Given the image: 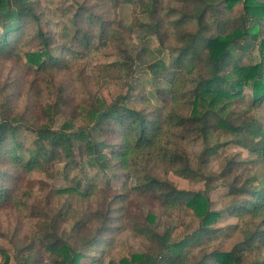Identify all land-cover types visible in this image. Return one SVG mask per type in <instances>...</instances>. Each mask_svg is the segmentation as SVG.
<instances>
[{
	"label": "rangeland",
	"instance_id": "374dc122",
	"mask_svg": "<svg viewBox=\"0 0 264 264\" xmlns=\"http://www.w3.org/2000/svg\"><path fill=\"white\" fill-rule=\"evenodd\" d=\"M124 1L30 0L38 22L33 18L22 22L20 30L10 37L20 39V51L0 56V120L6 118L19 127L14 138L16 157L27 161L28 153L37 148L36 129L58 130L66 120L73 122L76 132L91 130L99 140L96 126L92 127L95 124L86 114L99 100L109 104L119 95H127L124 105L147 115L169 108V82L163 76L169 80L170 71L154 76L148 67L157 62L168 65L181 45L176 32L194 31L193 23L179 28L175 21L183 13L194 14L195 5L184 0H157L155 6L152 0ZM241 12L240 3L218 18L232 22ZM205 22L210 25L207 35L230 30V24L222 26L208 12ZM261 26L264 34V22ZM37 27L49 37L48 51L59 60L47 70L34 69L25 61L26 52L41 48L40 39L35 38ZM256 43L235 50L232 59L240 65L255 64ZM129 54L134 61L131 77L111 67L104 70ZM249 94L250 90L244 89V96L228 106L230 116L237 120L252 116L264 123V107H251ZM54 105L57 108L50 111ZM210 135L212 144L229 139L219 132ZM102 139L109 141L111 136L103 135ZM174 142H180L193 169L217 176L206 194L210 210L220 213L211 233L183 251L181 264H215L211 256L214 252H231L235 245L245 242L246 232L257 226L256 220L242 221L231 215L228 205L232 200L225 186L245 182L253 168L261 173L262 167L234 144L219 148L201 164V138L190 134L185 141ZM75 143L71 159L63 154L48 155L42 168L32 171L0 160V190L6 191V197L0 200V264L6 259L7 264H53L42 244L52 233L82 256L79 264H122L123 259L130 260L135 254L163 264L166 251L161 240L178 242L200 227L190 210L168 207L145 185L149 175L167 180L179 190L202 192L203 180L179 177L156 157L135 162L131 173L111 160L105 169L100 162L90 166L79 141ZM102 151L109 153L108 149ZM90 239L93 242L87 244ZM243 246L246 248L239 253L240 264H255L264 258L261 246Z\"/></svg>",
	"mask_w": 264,
	"mask_h": 264
},
{
	"label": "trees",
	"instance_id": "16d2710c",
	"mask_svg": "<svg viewBox=\"0 0 264 264\" xmlns=\"http://www.w3.org/2000/svg\"><path fill=\"white\" fill-rule=\"evenodd\" d=\"M152 1L155 6L157 0ZM184 1L195 5L194 14L183 13L175 23L179 24V28L193 23L194 31L181 29L176 32L181 45L176 48L178 51L172 55L168 65L157 62L148 67L154 76H162L165 70L170 71L169 80L163 76L169 82V91L166 93L167 97L170 96L168 109L147 115L141 110L125 106L127 95H119L109 104L99 100L97 105L86 111L89 121L95 124L92 127L96 126L94 128L98 132L99 140H95L91 130L85 134L76 132L71 120L64 121L58 130L38 128L37 148L28 153L27 161L16 157L14 149V138L19 127L4 118L0 120V160L13 162L15 167L24 171L40 169L48 155L63 154L65 158L71 159L77 144L75 141L78 140L80 148L87 156L86 163L90 166L100 162V167L105 169L111 160L131 173L135 162L141 159L148 162L156 157L179 177L203 180L205 189L202 192L179 190L171 182L149 175L148 184L145 185L163 204L168 207L184 206L199 219L200 227L192 236L174 243H168L166 238L161 240L166 251V257L161 262L181 264L183 251L205 234L211 233V225L220 217V213L210 210V200L206 194L212 189L213 177L216 179L217 176L204 175L202 171L193 169L184 149L179 147L180 142L174 140L183 142L190 134L201 138L204 141L199 156L201 164L221 147L229 144L241 147L253 156L252 163L261 165L263 172H256L253 168V174L245 182L239 185L229 182L225 186L228 190L226 195L232 200L228 208L237 219L256 220L257 226L246 230L245 242L235 245L231 252H214L211 255L215 264H240L239 253L245 250L244 243L252 247L257 244L264 249V123L252 116L240 120L232 118V111L228 106L234 100L241 99L244 89L247 88L250 90V106L264 107V34H261L264 0ZM221 2L224 3L223 6ZM240 3L242 12L235 20H219L220 13H225ZM207 12L211 19H216L222 26L227 27L230 24V30L223 34L207 35L206 31L210 27L205 22ZM30 18H33V22H38L30 0H0V29H3L0 35V56L20 51L17 46L20 39L12 40L10 37L20 30L22 22H29ZM249 23L251 25L247 27ZM36 34L35 38L42 43L41 48L26 52V63L37 70L56 66L59 60L48 51L51 46L49 37L40 27H37ZM88 41L89 37L86 43ZM253 41L257 42L258 62L250 65L237 64L232 59V54L237 49H243V46L251 45L250 42ZM133 63L129 54L104 70L111 67L116 72L131 77L134 72ZM54 108L57 107L54 105L49 110ZM213 132L225 134L229 139L225 142L218 139L214 144L209 143L210 134ZM103 135H110L111 139L104 140ZM103 149H108L109 156L103 153ZM4 197L6 191L1 189L0 200ZM92 242L93 239H90L87 244ZM42 244L53 264H79L82 258L56 233L46 235ZM121 262L157 264L154 259L139 254ZM4 264H7V259ZM255 264H264V258Z\"/></svg>",
	"mask_w": 264,
	"mask_h": 264
}]
</instances>
